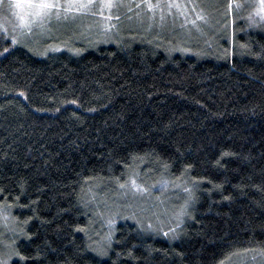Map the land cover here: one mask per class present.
<instances>
[{"label": "trees", "instance_id": "16d2710c", "mask_svg": "<svg viewBox=\"0 0 264 264\" xmlns=\"http://www.w3.org/2000/svg\"><path fill=\"white\" fill-rule=\"evenodd\" d=\"M258 26L194 41L143 26L37 43L0 31V214L19 232L1 238L0 264H264ZM133 173L182 185L187 214L159 215L183 219L174 236L140 217L107 229L87 201Z\"/></svg>", "mask_w": 264, "mask_h": 264}, {"label": "rangeland", "instance_id": "374dc122", "mask_svg": "<svg viewBox=\"0 0 264 264\" xmlns=\"http://www.w3.org/2000/svg\"><path fill=\"white\" fill-rule=\"evenodd\" d=\"M15 2L16 0H0V31L19 43L28 40L37 43L49 36H59L67 28H70L69 30L78 28L79 24L81 29H78L81 35L85 36L90 33L98 38L109 36L111 32L131 30V26H134V29L143 26L149 27L150 32L171 31L170 33L173 34L174 31H178V35L185 37L188 41H194L210 34L216 36L228 31L231 39L236 30H242L239 26L243 22L245 26L257 29L260 27L258 26L259 22L264 21V9L261 7L264 0H151V3L161 5V7L152 10L146 7L144 0H114L122 6L111 9L102 7L104 0H93L95 6L87 12H71L67 15L61 12L59 18L53 13L50 19L43 22L35 20L29 9L7 7ZM60 2L66 3L67 0H60ZM138 3L142 5L139 8L135 7ZM169 4H176L179 7L169 8ZM193 4L198 6L195 12L192 11ZM197 13H202L205 20L197 21L193 25L192 21L195 20ZM20 15L24 16L23 21L19 18ZM222 16L227 26L218 23V19ZM88 37L91 36H85V38ZM55 47L60 48V44ZM165 181L163 178L154 185H147L133 173L125 180L124 185L118 188L119 192L104 196L96 194L98 187L93 188V191L91 189L88 192L87 201L94 209L104 210L99 219L103 220L106 228L110 229L115 225L117 219L123 217L133 221L134 217L135 219L140 217L146 218L147 222L152 223V229L155 227L156 230L163 227L168 228L161 233L165 237H171L174 236V230L182 224L183 219L179 221L175 229L173 224L168 227V221L171 218H182L186 215L188 204L186 205L182 185L166 187ZM176 207L180 208L179 211L171 214L170 219H165L167 217L165 213L173 211ZM126 210L130 213L127 214ZM119 211H125V214H121ZM3 213L5 212L0 214V249L5 247L1 240L3 235L15 237L19 234L15 227L11 226L10 219L3 216H7V214ZM160 214L163 217L166 215L165 218L159 216ZM6 246V248L10 247L9 244ZM260 258L264 260V255H261ZM6 262L7 259H3L1 264H7Z\"/></svg>", "mask_w": 264, "mask_h": 264}, {"label": "snow or ice", "instance_id": "6c2138e0", "mask_svg": "<svg viewBox=\"0 0 264 264\" xmlns=\"http://www.w3.org/2000/svg\"><path fill=\"white\" fill-rule=\"evenodd\" d=\"M146 7L149 10L154 8L161 7L159 3L153 4L151 0H144ZM93 0H67L66 3H61L60 0H16L14 4H9L7 7L15 8V9H29L31 11V15L35 20L43 22L47 19H50L55 13L57 18L60 17L61 12L65 15L71 12H87L94 7ZM122 6L119 3L114 2V0H104V4L102 7L106 8H118ZM141 4H136L135 7H141ZM169 8L171 7H179L176 4H169ZM198 6L193 4L192 11L195 12ZM262 9H264V4H262ZM22 21L24 20V16L20 15L19 17ZM111 19V17H109ZM205 20V16L202 13H197L195 20L192 21L193 25L196 24L197 21ZM15 42V41H14ZM135 183V181H133Z\"/></svg>", "mask_w": 264, "mask_h": 264}]
</instances>
